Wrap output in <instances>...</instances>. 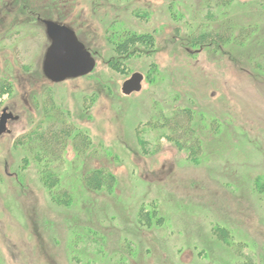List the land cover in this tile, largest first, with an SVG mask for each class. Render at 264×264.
<instances>
[{
  "label": "rangeland",
  "instance_id": "obj_1",
  "mask_svg": "<svg viewBox=\"0 0 264 264\" xmlns=\"http://www.w3.org/2000/svg\"><path fill=\"white\" fill-rule=\"evenodd\" d=\"M42 19L92 71L45 77ZM4 107L0 264H264V0H0Z\"/></svg>",
  "mask_w": 264,
  "mask_h": 264
},
{
  "label": "water",
  "instance_id": "obj_2",
  "mask_svg": "<svg viewBox=\"0 0 264 264\" xmlns=\"http://www.w3.org/2000/svg\"><path fill=\"white\" fill-rule=\"evenodd\" d=\"M44 23L46 35L50 40L42 62V71L47 79L58 82L66 78L86 75L93 70L94 58L70 27L51 20H45ZM142 79L141 73H132L123 81L122 93L130 94L140 90ZM16 117L5 108L2 110L0 134L6 130V120Z\"/></svg>",
  "mask_w": 264,
  "mask_h": 264
},
{
  "label": "trees",
  "instance_id": "obj_3",
  "mask_svg": "<svg viewBox=\"0 0 264 264\" xmlns=\"http://www.w3.org/2000/svg\"><path fill=\"white\" fill-rule=\"evenodd\" d=\"M130 39H132V37ZM183 111H185L187 113V115L190 116V112L189 111H186V110H183ZM51 133H52V135L50 136V140H48V139H46L47 141L43 140L41 142L42 144H40V148H37V152L38 153L42 152L43 154H51V155L54 156L55 153H54V151H52L53 150V146H51V144H53V145L56 144V142L58 140V136H56L57 130L52 131ZM42 135H43L42 137H44V134H42ZM76 138H77V135H74L73 139H76ZM59 139H60V137H59ZM195 141H197V140L195 139ZM176 142H177V144L179 146H181V143L179 142V140H177ZM182 143L184 144L185 142H182ZM49 149L51 150L50 152L47 151ZM195 151H196L195 147L191 146L192 154H194ZM50 173L51 172H46L45 173V175L43 176V182L48 187L52 188L56 184L57 177L56 178L52 177ZM94 174H95V177H93L92 180L89 181V184H91V186H93V187H97L99 185V182H101V180H103V178L101 176H104L105 177L104 179H107L106 181H111V177L112 176H110L109 174H107V176H105L104 174L101 175V171H97ZM52 175H54V174H52ZM258 185H260V183H258ZM64 197H65V195H64ZM52 198L55 200V198H59V197H55L54 194H53Z\"/></svg>",
  "mask_w": 264,
  "mask_h": 264
},
{
  "label": "flooded vegetation",
  "instance_id": "obj_4",
  "mask_svg": "<svg viewBox=\"0 0 264 264\" xmlns=\"http://www.w3.org/2000/svg\"><path fill=\"white\" fill-rule=\"evenodd\" d=\"M45 20H50V19H42V23L44 24V27H45V23H44ZM51 21H53V20H51ZM54 22H56V21H54ZM57 23H59V22H57ZM60 24H63V23H60ZM65 25H66V24H65ZM49 41H50V40H49ZM85 48H86V47H85ZM4 108L6 109V111H8L6 107H4ZM4 108H3V109H4ZM3 109H2V110H3ZM2 110H1V112H0V115H1V113H2ZM8 120H10V119H7V120H6V124H7Z\"/></svg>",
  "mask_w": 264,
  "mask_h": 264
}]
</instances>
